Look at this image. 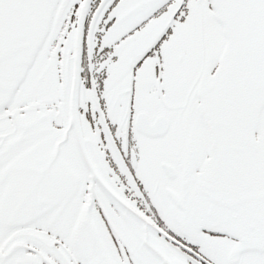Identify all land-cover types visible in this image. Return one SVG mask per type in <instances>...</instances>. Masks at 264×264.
Returning a JSON list of instances; mask_svg holds the SVG:
<instances>
[{
	"label": "snow or ice",
	"instance_id": "obj_1",
	"mask_svg": "<svg viewBox=\"0 0 264 264\" xmlns=\"http://www.w3.org/2000/svg\"><path fill=\"white\" fill-rule=\"evenodd\" d=\"M0 264H264V0H0Z\"/></svg>",
	"mask_w": 264,
	"mask_h": 264
}]
</instances>
